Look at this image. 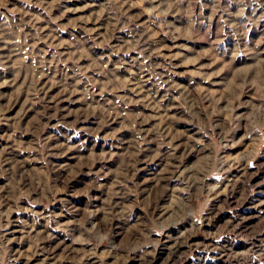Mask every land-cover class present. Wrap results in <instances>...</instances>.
<instances>
[{
    "label": "rangeland",
    "instance_id": "obj_1",
    "mask_svg": "<svg viewBox=\"0 0 264 264\" xmlns=\"http://www.w3.org/2000/svg\"><path fill=\"white\" fill-rule=\"evenodd\" d=\"M0 264H264V0H0Z\"/></svg>",
    "mask_w": 264,
    "mask_h": 264
}]
</instances>
